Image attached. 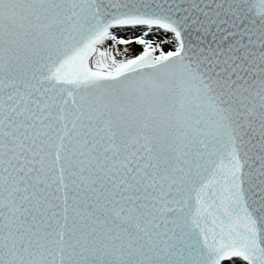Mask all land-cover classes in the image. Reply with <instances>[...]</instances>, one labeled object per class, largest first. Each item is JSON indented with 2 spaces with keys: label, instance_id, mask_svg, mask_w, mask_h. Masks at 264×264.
Here are the masks:
<instances>
[{
  "label": "snow or ice",
  "instance_id": "1",
  "mask_svg": "<svg viewBox=\"0 0 264 264\" xmlns=\"http://www.w3.org/2000/svg\"><path fill=\"white\" fill-rule=\"evenodd\" d=\"M0 264H264V0H0Z\"/></svg>",
  "mask_w": 264,
  "mask_h": 264
}]
</instances>
